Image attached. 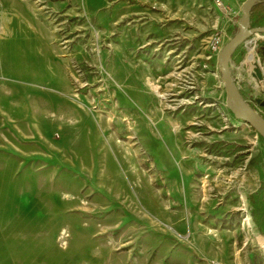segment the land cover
Wrapping results in <instances>:
<instances>
[{"label": "rangeland", "instance_id": "1", "mask_svg": "<svg viewBox=\"0 0 264 264\" xmlns=\"http://www.w3.org/2000/svg\"><path fill=\"white\" fill-rule=\"evenodd\" d=\"M205 18L226 30L212 0H0V264H264V139L218 67L176 69Z\"/></svg>", "mask_w": 264, "mask_h": 264}, {"label": "crops", "instance_id": "2", "mask_svg": "<svg viewBox=\"0 0 264 264\" xmlns=\"http://www.w3.org/2000/svg\"><path fill=\"white\" fill-rule=\"evenodd\" d=\"M224 1L230 7V9H234L236 12L241 13L238 19L236 18L232 23L224 25L225 24L224 13L222 12V10L217 8L220 11L219 22L222 23L221 26L224 25L223 27L226 28L227 33L230 30L232 35L233 34L235 35L238 30L240 18L242 16V7L246 0H224ZM263 5H264V1L256 4L252 11L251 23H252V27L254 28L264 27L260 24H256L253 18L254 11L256 10V8ZM211 23H212L211 20L207 21V18H205L204 24L201 25L200 29L198 31H195L194 33H186L185 30L183 29L176 30V69H182L180 70L181 74L188 72L190 69L194 71V69L197 68L203 69L204 71H206L207 69H209V71H212L211 69L218 67L216 68V71H219L220 67L217 58L213 60L208 59V54H209L208 44L211 37L210 31L212 29ZM254 23L258 27L254 26L253 25ZM198 38L199 41L197 42ZM252 60L258 61L257 58H255V56H251L249 58V61ZM232 65H233V75L238 82L240 93L243 96V98L246 101H248L247 99L250 97V94L248 93V91L245 90L246 89L245 81L246 80L248 81L249 71H248V65L245 62V48L243 45H241L233 54ZM219 80L223 84L222 79L219 78ZM250 82L251 81H248L247 83ZM206 86H207V81L204 83V87Z\"/></svg>", "mask_w": 264, "mask_h": 264}, {"label": "water", "instance_id": "3", "mask_svg": "<svg viewBox=\"0 0 264 264\" xmlns=\"http://www.w3.org/2000/svg\"><path fill=\"white\" fill-rule=\"evenodd\" d=\"M264 0H246L242 7V16L236 34L224 46L217 60L221 71L223 86L226 92V103L229 111L237 120L250 126L264 139V117L243 98L238 82L233 75L232 56L245 40L255 33H264V27L254 28L251 23L252 11L256 4ZM259 78L264 76L262 69H257Z\"/></svg>", "mask_w": 264, "mask_h": 264}, {"label": "built area", "instance_id": "4", "mask_svg": "<svg viewBox=\"0 0 264 264\" xmlns=\"http://www.w3.org/2000/svg\"><path fill=\"white\" fill-rule=\"evenodd\" d=\"M214 2L216 7L222 10V12L224 13L227 24L232 23L236 18L238 19L240 17L241 13L236 12L234 9H230V7L225 3L224 0H214ZM226 38L227 31L224 29L220 31L217 30L211 35L208 44L209 60L218 58L219 54L225 46ZM261 44H264V33H255L248 37L242 44L245 48V62L248 65L249 71L248 77L249 79L251 77V81H253L256 85H259V83L264 84V76L262 78H259L255 72L257 69H262V71L264 72V66L262 65L261 57L258 54ZM251 56H255L258 61H249V58Z\"/></svg>", "mask_w": 264, "mask_h": 264}, {"label": "trees", "instance_id": "5", "mask_svg": "<svg viewBox=\"0 0 264 264\" xmlns=\"http://www.w3.org/2000/svg\"><path fill=\"white\" fill-rule=\"evenodd\" d=\"M259 50H260L261 54L264 56V44H261Z\"/></svg>", "mask_w": 264, "mask_h": 264}, {"label": "bare ground", "instance_id": "6", "mask_svg": "<svg viewBox=\"0 0 264 264\" xmlns=\"http://www.w3.org/2000/svg\"><path fill=\"white\" fill-rule=\"evenodd\" d=\"M255 61V60H254ZM246 221V220H245ZM259 242L261 243L262 246H264V238H259Z\"/></svg>", "mask_w": 264, "mask_h": 264}]
</instances>
